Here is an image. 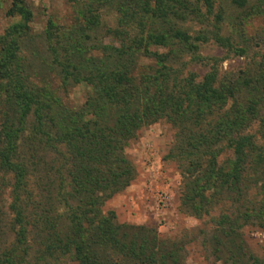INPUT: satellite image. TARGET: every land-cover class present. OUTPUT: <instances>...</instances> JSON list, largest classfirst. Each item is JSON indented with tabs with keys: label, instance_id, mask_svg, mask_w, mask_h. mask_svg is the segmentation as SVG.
Segmentation results:
<instances>
[{
	"label": "trees",
	"instance_id": "16d2710c",
	"mask_svg": "<svg viewBox=\"0 0 264 264\" xmlns=\"http://www.w3.org/2000/svg\"><path fill=\"white\" fill-rule=\"evenodd\" d=\"M87 1L83 17L98 27L101 13L91 5H98L100 0ZM217 1L101 0L100 5H115L117 20L112 35L120 46L112 49L113 58L127 60L139 56L146 53L149 45L164 47L165 35L196 58L195 41L205 43L212 39L224 45L225 40L214 24L212 30L204 31L194 41L179 30V23L169 26L165 34L150 29L154 21L164 24L171 19L194 20L204 26ZM21 2L13 0L11 9L26 23L29 13ZM227 2L243 7L246 0ZM213 17L217 19L218 14ZM17 27L25 29L26 25ZM16 49L15 40L10 41L0 59V81H5L9 91L6 104L11 106V122L0 123V171L12 177V202L8 209L16 228L12 243L0 247V264L46 263L47 259L60 257L76 264H180L174 247L158 240L154 231L143 226L118 225L112 212L103 215L100 211L135 176L124 153L127 142L135 139L141 128L165 120L176 129L175 148L186 162L181 169L187 185L184 205L196 212L208 200L205 193L214 196L223 190L238 200L245 171L250 164L255 169L262 161L255 160L253 151L257 145L253 134L246 131L249 117L255 114L254 104L236 109L232 102L223 110L226 100L232 99V92L215 86L211 74L197 84L169 78L165 63L170 50L154 54L158 67L148 78L141 76L143 81L135 86L133 74L125 68L127 64L109 68L110 56L102 55L101 59L91 58L87 63L84 60L83 65L81 59H85L87 51L78 46L72 50L75 60L63 66L70 69L69 80L91 85V96L79 109L61 107L22 84L17 73ZM28 117V140L32 145L27 156L18 157L16 144L22 138ZM262 121L264 117L259 123ZM223 149L232 154L227 169L217 163ZM34 158L41 164L36 185L44 194L43 200L37 202L32 200L28 183L36 171ZM58 207L63 217L57 215ZM31 208L38 212L31 215ZM228 259L239 264L234 256ZM252 262L258 264L254 259Z\"/></svg>",
	"mask_w": 264,
	"mask_h": 264
},
{
	"label": "rangeland",
	"instance_id": "374dc122",
	"mask_svg": "<svg viewBox=\"0 0 264 264\" xmlns=\"http://www.w3.org/2000/svg\"><path fill=\"white\" fill-rule=\"evenodd\" d=\"M86 2L89 1L22 0V7L29 13V20L25 23L20 16L13 14V0H0V59L6 46L15 40L17 73L26 88L61 107L79 109L91 96V85L69 80L70 69L63 65L75 60L73 49L82 46L87 51L85 59L80 58L83 65L84 60L87 63L91 58L101 59L102 55L110 56L109 68L127 64L125 68L133 74L135 86H140L141 76L148 78L149 73L158 67L154 54H166L170 50L172 53L168 54L165 63L169 78L192 80L197 84L211 74L215 86L232 92L233 97L226 100L223 110L232 102L236 109L254 104L255 114L249 117L246 131L253 134L252 139L257 145L253 151L257 156L255 160H262L255 169L250 164L245 171L238 200L226 190L214 196L207 192L205 197L208 200L195 212L184 205L187 185L181 169L186 162L175 148L176 129L160 119L138 130L135 139L127 142L124 153L133 165L135 176L123 190L103 204L100 208L102 214L112 212L118 225L143 226L154 231L158 240L174 247L180 264H234V260L228 259L232 256L238 258L239 264H252L253 259L264 264V122L259 123L264 117V0H246L243 7L218 0L204 26L194 20L178 22L171 19L164 24L152 23L150 29L163 34L169 26L179 23V30L189 35L192 41L204 31L212 30L214 24L225 43L220 45L212 39L205 43L195 41L197 58L182 51L165 35L164 47L149 45L146 53L127 60L113 58L112 49L120 46L117 37L112 35L117 20L114 3H92L91 7H97L101 13L99 26L93 27L83 17ZM215 14H218L217 19L213 17ZM18 24H25L26 28L21 29ZM8 92L5 81H0V123L4 124L11 122V106L6 104ZM30 122L29 117L26 118L22 138L16 144L18 157L27 156L31 149L32 143L28 140ZM231 159L230 150L223 149L217 163L227 169V162ZM36 164V171H32L28 179L33 202L44 198L36 185L41 176V164ZM11 183V175L0 171V247L12 243L16 230L8 209L12 202ZM234 200L235 204L232 203ZM30 210L31 215L38 212L37 209ZM57 215H64L59 207ZM37 264L76 263L60 257Z\"/></svg>",
	"mask_w": 264,
	"mask_h": 264
}]
</instances>
